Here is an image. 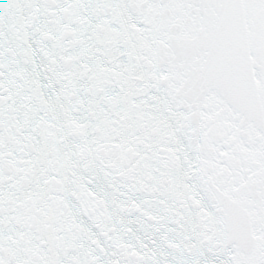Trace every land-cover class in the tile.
I'll use <instances>...</instances> for the list:
<instances>
[{
  "label": "water",
  "instance_id": "water-1",
  "mask_svg": "<svg viewBox=\"0 0 264 264\" xmlns=\"http://www.w3.org/2000/svg\"><path fill=\"white\" fill-rule=\"evenodd\" d=\"M74 264H264V0H52Z\"/></svg>",
  "mask_w": 264,
  "mask_h": 264
}]
</instances>
